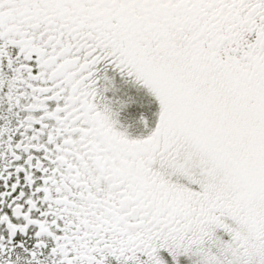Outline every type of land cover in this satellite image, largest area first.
<instances>
[{
  "label": "snow or ice",
  "instance_id": "1",
  "mask_svg": "<svg viewBox=\"0 0 264 264\" xmlns=\"http://www.w3.org/2000/svg\"><path fill=\"white\" fill-rule=\"evenodd\" d=\"M0 264H264V0H0Z\"/></svg>",
  "mask_w": 264,
  "mask_h": 264
}]
</instances>
